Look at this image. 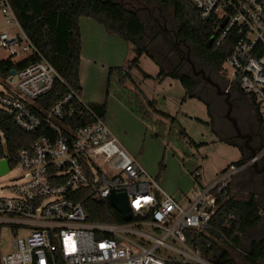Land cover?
Instances as JSON below:
<instances>
[{"label":"built area","instance_id":"built-area-1","mask_svg":"<svg viewBox=\"0 0 264 264\" xmlns=\"http://www.w3.org/2000/svg\"><path fill=\"white\" fill-rule=\"evenodd\" d=\"M190 1L212 23L215 45H233L222 67L226 92L252 97L264 127V0ZM0 16L8 28L17 29L0 32V49L10 53L8 60L17 63L19 52L38 56L9 0H0ZM16 72L0 77V110L38 137L17 155L22 174L12 196L0 198V225L16 235L26 232L13 241L12 251L0 254L1 264H210L188 244V234L204 232L221 200L232 197L234 178L263 157L264 149L247 164L230 165L183 205L126 154L105 120L48 61ZM56 80L68 92L45 109L37 100ZM112 194L127 196L133 220L91 223L78 200L88 196L111 203Z\"/></svg>","mask_w":264,"mask_h":264},{"label":"rangeland","instance_id":"rangeland-1","mask_svg":"<svg viewBox=\"0 0 264 264\" xmlns=\"http://www.w3.org/2000/svg\"><path fill=\"white\" fill-rule=\"evenodd\" d=\"M119 2L129 10L139 12L145 20L158 22L161 33L174 43L178 23L171 8H161L156 0L151 5L140 0ZM81 20V97L85 103L106 106L105 122L120 147L168 195L184 205L197 190L216 181L230 165L242 160L247 164L251 160L244 142L236 137L226 117L225 98L218 95L215 88L198 77V86L191 92L194 96H189L179 80L168 77L160 82L156 79L161 72L159 62L168 71L183 62L187 73L194 75L184 46L176 44L182 51V60L160 37L150 48L159 62L144 54L140 60L142 71L134 69L126 77L121 68L135 57L132 46L118 35L108 34L94 20L87 17ZM16 31V28H8L0 16V32L13 34ZM30 55L31 52H19L14 60L18 63ZM9 58L10 53L0 49V62ZM142 72L151 78L145 79ZM232 93L236 96L238 92ZM247 98L245 108L248 110L253 98ZM247 113L249 120L256 123L255 111ZM253 166L249 165L239 173L231 187V195L236 200H245L249 194H256L263 212L261 224L248 233L243 247L230 251L238 264H248L246 259L251 243L264 238V175H259ZM21 174V167L17 164L7 175L0 177V198L12 196V188ZM3 227L1 255L13 250L12 244L17 237L26 235L24 231L16 235L10 227Z\"/></svg>","mask_w":264,"mask_h":264},{"label":"trees","instance_id":"trees-1","mask_svg":"<svg viewBox=\"0 0 264 264\" xmlns=\"http://www.w3.org/2000/svg\"><path fill=\"white\" fill-rule=\"evenodd\" d=\"M140 1L146 5L153 3V0ZM156 2L163 9L173 10L174 20L178 23L174 43H170L161 33L158 22L145 20L139 12L129 10L119 0H9L23 31L36 47L39 55L28 57L18 63L10 60L0 62V77L8 79L14 70L24 69L45 59L53 65L69 87L81 94L80 68L83 42L79 23L83 17L94 20L102 25L108 34L118 35L132 46L135 57L126 67L121 68V72L126 77H129V72L134 69L142 71L140 60L144 54L159 62L150 48L160 37L172 46L176 56H183L182 51L176 46L180 44L182 48L183 46L186 48L191 61L198 65L199 69L205 71L203 65L199 66V63L203 62L214 66L222 73L223 64L230 55L233 45L229 41L221 46L215 45L217 34L212 23L201 18L199 11L190 0H156ZM212 38L214 40L209 47ZM159 64L161 72L156 78L158 81L162 82L168 77L179 80L189 96H194L191 92L198 86L196 81L198 79L187 73L183 62L170 71L160 62ZM142 74L145 79L151 78L146 73L142 72ZM67 92V86L61 80H56L51 92L37 101L40 106L49 109L63 99ZM246 100L249 101L247 96ZM250 102L252 107L248 112L254 110L255 117L260 123L254 99ZM89 105L105 120L106 106ZM37 137L38 135L22 131L11 115L0 110V160L8 158L11 168L17 165L19 151L29 147ZM244 162L242 160L236 165L240 166ZM198 180L199 178L196 179ZM87 197L78 201L86 207L91 223L115 225L124 223L108 200L96 201ZM261 210L256 194H249L245 200H236L234 197L224 198L204 232L188 234V244L199 251L203 259L210 264H238L232 258L230 251L240 250L248 233L258 228L263 220ZM3 228L0 225V236ZM246 260L248 264H259L264 261V238L251 243Z\"/></svg>","mask_w":264,"mask_h":264},{"label":"flooded vegetation","instance_id":"flooded-vegetation-1","mask_svg":"<svg viewBox=\"0 0 264 264\" xmlns=\"http://www.w3.org/2000/svg\"><path fill=\"white\" fill-rule=\"evenodd\" d=\"M181 58L184 59L183 56ZM187 61L190 63L193 69V74L195 78L198 79V77H201L202 80H204V82H206L213 88L215 87L212 85V83L216 84L221 89V91L226 92V89L228 87V82L225 80L222 73L216 70L214 66L206 65L202 62L199 63V66L200 64H201L200 67H202L203 65L205 71L203 69H199L197 71L196 68L199 67H197L198 65H195L191 61L190 57L187 59ZM214 75L218 79L214 78ZM207 79L209 80V82L207 81ZM222 83L224 84V87L222 86ZM215 89L218 94L219 90L217 88ZM229 93L231 94L230 102L233 108L232 114L236 116L235 119L238 121V125L241 129L242 134L246 136L244 139H240L236 133V137L244 142V148L246 149V152L250 154V156H252L253 153H256L258 156V154L261 153L262 150L264 149V127L258 121L256 123H253L252 121L249 120L247 113L248 110L245 108V101H246L245 94L237 93L236 96H233L232 92ZM222 97L225 98V103H226L227 97L226 96H222ZM253 168L254 170H256V172L259 175H264V156L258 158L257 165L253 166Z\"/></svg>","mask_w":264,"mask_h":264},{"label":"water","instance_id":"water-1","mask_svg":"<svg viewBox=\"0 0 264 264\" xmlns=\"http://www.w3.org/2000/svg\"><path fill=\"white\" fill-rule=\"evenodd\" d=\"M213 40H214L213 38L210 40L209 47L212 46ZM16 73H17L16 70H14L12 72V75H16ZM15 81H17V79ZM207 81L209 82L208 79ZM212 85L219 90L218 95L227 97L226 104L228 106V111H227L226 117L231 122L233 129L237 133V136L240 139H244L246 136L242 134L241 129L238 125V121L232 116L233 108L230 102L231 94L221 91V89L214 83H212ZM251 158L256 159L257 154L253 153ZM253 165L256 166L257 161H254ZM10 170H11V166H10L9 160L8 159L0 160V177L7 175L10 172ZM110 201H111L112 206L115 208V210L122 216V219L124 222L128 223L133 220V214H132L129 202H128V198L125 194H112Z\"/></svg>","mask_w":264,"mask_h":264},{"label":"crops","instance_id":"crops-1","mask_svg":"<svg viewBox=\"0 0 264 264\" xmlns=\"http://www.w3.org/2000/svg\"><path fill=\"white\" fill-rule=\"evenodd\" d=\"M82 19V18H81ZM80 21H82V20H80ZM97 23V22H96ZM130 51H131V49H130ZM133 51V50H132ZM134 53V52H133ZM83 59V58H82ZM83 61V60H82ZM199 182V181H198ZM263 217V216H262Z\"/></svg>","mask_w":264,"mask_h":264}]
</instances>
